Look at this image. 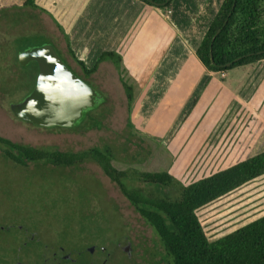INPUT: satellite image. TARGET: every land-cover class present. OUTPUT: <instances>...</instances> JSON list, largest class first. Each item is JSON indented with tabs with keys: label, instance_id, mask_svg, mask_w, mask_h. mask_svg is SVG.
Returning <instances> with one entry per match:
<instances>
[{
	"label": "rangeland",
	"instance_id": "rangeland-1",
	"mask_svg": "<svg viewBox=\"0 0 264 264\" xmlns=\"http://www.w3.org/2000/svg\"><path fill=\"white\" fill-rule=\"evenodd\" d=\"M4 28L6 27L0 26L2 138L47 152L76 154L95 147L102 148L104 144L109 145L116 149V159L112 161L114 168L127 172H161L168 168L169 163L179 161L181 155L185 154L182 149L174 152L169 148L167 150L168 145L164 146L150 136L137 132L132 120V128H128L129 116L123 103V111L114 102L94 109L74 129H40L21 122L14 116L11 105L21 102L32 92L38 66L35 62L21 65L18 61L19 53L47 43V39L43 36L22 39L13 35L10 37L7 35L10 34L8 31H3ZM125 82L128 83L127 80ZM99 89L107 93L104 89ZM248 121L240 118L234 120L232 131L228 134L216 137L213 144L209 142L200 151L195 150L185 155L190 159L191 165L185 167L183 176L177 180L188 186L263 148V129L256 126L254 135L243 134V127ZM252 124L251 121L248 130ZM146 146L152 151L151 155L141 150H146ZM8 150L7 145L0 144V250L3 244L10 246L7 243L9 237L2 228L11 224L26 225V216L34 219L29 221L31 227L45 228L46 238L58 237L61 233L78 241L85 235L86 238L101 239L110 234L111 242L122 235V223L135 222L138 218L136 213L123 205L125 201L116 194L119 187L107 180L102 168L91 156L76 160V163L59 166L49 162L23 166L6 156ZM136 160L142 162L134 163ZM134 181L131 182V187L147 188L139 179ZM107 191L116 198H109ZM117 207L122 211H118ZM197 216L211 242L264 216V176L202 207L197 211Z\"/></svg>",
	"mask_w": 264,
	"mask_h": 264
},
{
	"label": "crops",
	"instance_id": "crops-1",
	"mask_svg": "<svg viewBox=\"0 0 264 264\" xmlns=\"http://www.w3.org/2000/svg\"><path fill=\"white\" fill-rule=\"evenodd\" d=\"M223 1L174 0L170 9L140 0H36V4L62 27L88 68L104 52L122 57L121 77L134 88L131 120L137 132L168 145L167 150L185 152L161 171L177 180L191 165L185 155L228 134L234 120H249L243 134L251 121L264 125V60L222 77L197 56Z\"/></svg>",
	"mask_w": 264,
	"mask_h": 264
},
{
	"label": "trees",
	"instance_id": "trees-1",
	"mask_svg": "<svg viewBox=\"0 0 264 264\" xmlns=\"http://www.w3.org/2000/svg\"><path fill=\"white\" fill-rule=\"evenodd\" d=\"M140 1L151 7L170 9L174 0ZM0 26L6 27L3 31H8L9 36L46 38L47 43L57 48L69 67L89 77L109 94V102L117 104L119 110L121 103L125 104L129 116L127 126L132 128L130 114L134 88L121 77L122 57L119 54L104 52L88 68L75 54L69 36L47 11L36 4V0H0ZM197 56L212 72H229L264 60V0H224L202 40ZM238 58L241 59L235 62ZM205 85L206 82L201 89ZM198 96L191 100L186 115L196 104ZM256 126L264 130L261 122L254 121L247 132L248 136L254 135ZM176 129L166 138V143L172 139ZM0 144L9 147L6 152L9 159L23 166L42 162L59 166L91 156L123 191L136 212L155 229L166 264H264V216L212 242L208 240L197 216V211L202 207L264 176V147L215 174L184 186L167 172L117 170L112 164L116 159V149L105 144L102 148L95 147L80 154L47 152L1 136ZM124 147L121 149L124 150ZM136 179L173 186L176 196L154 198L145 195L140 188L127 186V181Z\"/></svg>",
	"mask_w": 264,
	"mask_h": 264
},
{
	"label": "flooded vegetation",
	"instance_id": "flooded-vegetation-1",
	"mask_svg": "<svg viewBox=\"0 0 264 264\" xmlns=\"http://www.w3.org/2000/svg\"><path fill=\"white\" fill-rule=\"evenodd\" d=\"M71 69L78 77L104 96L105 101L99 107L108 104L110 98L108 93L101 91L89 77L80 75L77 69ZM93 110H90L89 107L85 109V119ZM20 121L40 129H68L63 127L45 128L26 121ZM141 150L148 152L149 155L152 154L147 146L146 150L144 148H141ZM141 162L139 160L134 161L138 164ZM105 177L109 182H113L109 176L106 175ZM133 181H127V186L131 187ZM139 181L147 185L146 189L140 188L145 195L154 198L176 196V190L173 186L150 183L144 180ZM107 194L111 199L116 198V196H110L111 192L109 191H107ZM116 194L125 201L123 205L128 210H132L138 215L135 222L122 223L123 233L117 240L111 242L110 234H106L101 239H90L85 237V233H82L85 236H82L78 241L61 233L58 237L46 238L45 228L42 226L39 228L31 227L29 221L34 219H30L31 216H26L27 223L25 224L27 226L11 224L6 228H2V231L6 232L7 237H9L7 243L10 246H4L5 244H3V248L0 250V264H166L162 257L163 247L155 229L139 212H136L120 188ZM117 208L118 211H122L121 208Z\"/></svg>",
	"mask_w": 264,
	"mask_h": 264
},
{
	"label": "water",
	"instance_id": "water-1",
	"mask_svg": "<svg viewBox=\"0 0 264 264\" xmlns=\"http://www.w3.org/2000/svg\"><path fill=\"white\" fill-rule=\"evenodd\" d=\"M18 61L24 66L35 62L39 69L32 92L11 105L14 116L22 121L45 128H74L84 121L86 108L96 109L105 101L73 72L51 43L22 50Z\"/></svg>",
	"mask_w": 264,
	"mask_h": 264
},
{
	"label": "built area",
	"instance_id": "built-area-1",
	"mask_svg": "<svg viewBox=\"0 0 264 264\" xmlns=\"http://www.w3.org/2000/svg\"><path fill=\"white\" fill-rule=\"evenodd\" d=\"M167 13H168V14H169V13H171V12H170V10H168V12H167ZM225 75H226V73H225V72H221V76H222V77H224Z\"/></svg>",
	"mask_w": 264,
	"mask_h": 264
}]
</instances>
